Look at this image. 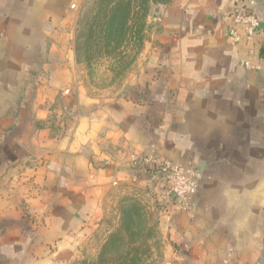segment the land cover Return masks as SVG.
I'll return each instance as SVG.
<instances>
[{
	"label": "crops",
	"instance_id": "crops-1",
	"mask_svg": "<svg viewBox=\"0 0 264 264\" xmlns=\"http://www.w3.org/2000/svg\"><path fill=\"white\" fill-rule=\"evenodd\" d=\"M81 1L0 0V264H69L142 160L202 174L187 208L150 178L167 264H264V0L237 43L233 0H172L113 98L77 60Z\"/></svg>",
	"mask_w": 264,
	"mask_h": 264
},
{
	"label": "rangeland",
	"instance_id": "rangeland-1",
	"mask_svg": "<svg viewBox=\"0 0 264 264\" xmlns=\"http://www.w3.org/2000/svg\"><path fill=\"white\" fill-rule=\"evenodd\" d=\"M92 1H81L77 22ZM170 2L172 0L150 4L141 46L138 43L125 44L119 56L106 57L86 65V81L93 94L113 98L127 88L130 76L135 74L143 61L148 43L159 32L158 19L162 7ZM143 174L147 175V181L135 178L110 191L97 229L69 264H120L129 256L137 257L141 264H167L169 254L160 220L163 204L150 181L153 176L146 169ZM155 180L160 179L156 177Z\"/></svg>",
	"mask_w": 264,
	"mask_h": 264
},
{
	"label": "trees",
	"instance_id": "trees-1",
	"mask_svg": "<svg viewBox=\"0 0 264 264\" xmlns=\"http://www.w3.org/2000/svg\"><path fill=\"white\" fill-rule=\"evenodd\" d=\"M168 0H93L77 22L76 56L87 66L119 56L125 44L144 42V28L151 3ZM120 264H141L137 257Z\"/></svg>",
	"mask_w": 264,
	"mask_h": 264
},
{
	"label": "built area",
	"instance_id": "built-area-1",
	"mask_svg": "<svg viewBox=\"0 0 264 264\" xmlns=\"http://www.w3.org/2000/svg\"><path fill=\"white\" fill-rule=\"evenodd\" d=\"M259 22L255 15L245 10L241 0H233L228 14L227 36L231 43H237L244 36L252 40ZM241 29L242 33L238 31ZM244 66L249 62L244 61ZM144 161V162H142ZM144 170L151 176H156L163 184L166 194L176 198L184 207H189L201 180V174L194 168L177 164L175 162L162 160H142Z\"/></svg>",
	"mask_w": 264,
	"mask_h": 264
}]
</instances>
